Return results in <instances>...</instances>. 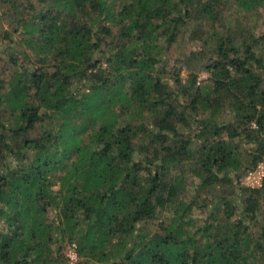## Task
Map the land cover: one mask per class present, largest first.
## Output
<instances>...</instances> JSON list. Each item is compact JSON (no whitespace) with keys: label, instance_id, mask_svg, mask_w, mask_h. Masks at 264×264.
I'll return each instance as SVG.
<instances>
[{"label":"trees","instance_id":"16d2710c","mask_svg":"<svg viewBox=\"0 0 264 264\" xmlns=\"http://www.w3.org/2000/svg\"><path fill=\"white\" fill-rule=\"evenodd\" d=\"M0 30V264H264V0H0Z\"/></svg>","mask_w":264,"mask_h":264},{"label":"built area","instance_id":"2783aa9c","mask_svg":"<svg viewBox=\"0 0 264 264\" xmlns=\"http://www.w3.org/2000/svg\"><path fill=\"white\" fill-rule=\"evenodd\" d=\"M264 181V158L257 164L256 168L247 172L245 176V185L251 188L260 187ZM66 257L70 264H76L79 261V254L76 243H70L65 249Z\"/></svg>","mask_w":264,"mask_h":264},{"label":"rangeland","instance_id":"374dc122","mask_svg":"<svg viewBox=\"0 0 264 264\" xmlns=\"http://www.w3.org/2000/svg\"><path fill=\"white\" fill-rule=\"evenodd\" d=\"M241 19L245 22V24L246 25H249V26H254L255 24H258L259 22H260V20H258V21H254L253 19H251V18H245L244 17V15L243 16H241ZM255 23V24H254ZM254 24V25H253ZM7 26V25H6ZM5 27V26H4ZM7 28V27H6ZM1 31V30H0ZM21 36L22 35H17V36H15L14 35V37H18V40L20 41V39H21ZM8 43H10L9 42V40H6L5 41V44H2V43H0V55L4 58V62H5V64L3 65V63L2 62H0V71H2V69H3V66H5V67H8V65H7V59H8V55L4 52V49H5V47H6V45L8 44ZM185 45V44H184ZM184 45H182V46H180V47H178V48H176V46L177 45H175V47H173L172 49H171V51H170V56H171V58H172V60L174 61L176 58H177V56H179L180 54H181V52H182V50H184L183 48V46ZM171 60V61H172ZM172 61V62H173ZM182 75H183V77L184 78H187L188 77V71L186 70V69H184L183 70V72H182ZM207 76V74L206 73H202L201 74V76H200V79H203V78H205ZM243 184L245 185V177H244V181H243ZM195 215L197 216V217H201V213H200V211L199 210H196L195 211ZM263 217H264V215H263ZM66 249V248H65ZM69 262V261H68ZM79 262V261H78ZM77 262V263H78ZM76 263V264H77ZM70 264V263H69Z\"/></svg>","mask_w":264,"mask_h":264}]
</instances>
